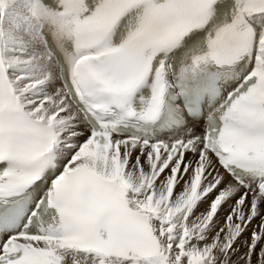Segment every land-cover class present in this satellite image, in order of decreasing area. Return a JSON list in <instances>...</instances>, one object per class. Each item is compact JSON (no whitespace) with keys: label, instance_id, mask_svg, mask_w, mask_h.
<instances>
[{"label":"snow or ice","instance_id":"6c2138e0","mask_svg":"<svg viewBox=\"0 0 264 264\" xmlns=\"http://www.w3.org/2000/svg\"><path fill=\"white\" fill-rule=\"evenodd\" d=\"M0 264H264V0H0Z\"/></svg>","mask_w":264,"mask_h":264},{"label":"bare ground","instance_id":"6f19581e","mask_svg":"<svg viewBox=\"0 0 264 264\" xmlns=\"http://www.w3.org/2000/svg\"><path fill=\"white\" fill-rule=\"evenodd\" d=\"M226 209H227V206H225V211H226ZM200 210H203V208H201ZM220 215L221 216H223L224 215V211H222L221 213H220ZM256 223H258V221H256ZM251 231V229H249V232ZM245 236H247V233L245 234Z\"/></svg>","mask_w":264,"mask_h":264}]
</instances>
